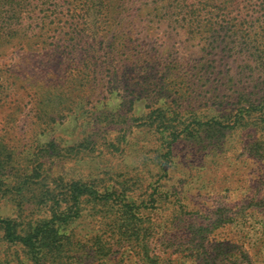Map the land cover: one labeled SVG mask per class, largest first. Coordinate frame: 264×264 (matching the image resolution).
<instances>
[{
  "label": "rangeland",
  "instance_id": "374dc122",
  "mask_svg": "<svg viewBox=\"0 0 264 264\" xmlns=\"http://www.w3.org/2000/svg\"><path fill=\"white\" fill-rule=\"evenodd\" d=\"M81 1L0 0L6 169L26 165L36 146L53 140L61 148L54 171L127 182L136 193L150 186L163 198L148 205L142 224L157 231L151 247L158 264L180 256L186 264L202 256L212 264H264V157L251 149L263 143L261 122L236 134L227 128L263 105L264 70L203 49L172 12L145 0H90L87 8ZM8 8L16 12L11 19ZM156 109L191 130L218 122L222 134L204 132V143L221 135L222 148L213 155L182 139L163 156L167 133L141 124ZM123 131L116 152L99 154L101 137ZM13 209L1 204L0 214ZM109 224L84 216L67 229L87 239ZM126 262L142 264L135 256Z\"/></svg>",
  "mask_w": 264,
  "mask_h": 264
},
{
  "label": "trees",
  "instance_id": "16d2710c",
  "mask_svg": "<svg viewBox=\"0 0 264 264\" xmlns=\"http://www.w3.org/2000/svg\"><path fill=\"white\" fill-rule=\"evenodd\" d=\"M145 1L146 5L165 9V15L172 12L182 32L202 40L203 49L218 51L251 71L264 70V0ZM81 2V8H87L90 0ZM5 14L6 19H11L16 12L8 8ZM260 103L263 105L257 112H246L227 128L236 134L248 123L260 121L263 143L259 147L252 143L251 149L261 160L264 157V101ZM147 118L142 125L167 133L163 156L170 155L172 144L182 139L213 155L225 141L220 135L204 143V132L214 130L222 134L218 122L206 123V129L196 122L198 128L191 130L163 109H156ZM124 134L123 131L110 138L101 137L103 142L99 146L103 148L98 149L99 154L104 148L116 152L125 139ZM91 140H87L86 147ZM60 150L50 140L36 146L24 166L15 165L7 170L0 160V208L1 204L8 203L14 207L11 216L0 214V264H129L126 260L130 261L133 256L142 264H158L159 256L151 247L157 231L144 229L142 224L148 205L160 203L163 198L155 196L150 186H142L136 193L127 182L108 184L104 177H95L96 174L88 178L71 177L62 167L54 171L53 159L60 155ZM261 207L264 210L263 202ZM84 216H95L96 221L108 219L111 229L102 232L99 229L87 239L68 231L70 223ZM217 226L214 222L213 228ZM180 258L163 264H186ZM198 264L212 263L207 256H202Z\"/></svg>",
  "mask_w": 264,
  "mask_h": 264
}]
</instances>
